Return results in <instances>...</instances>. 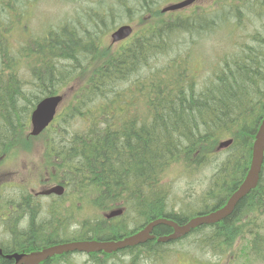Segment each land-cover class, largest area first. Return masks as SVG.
<instances>
[{
    "label": "trees",
    "instance_id": "1",
    "mask_svg": "<svg viewBox=\"0 0 264 264\" xmlns=\"http://www.w3.org/2000/svg\"><path fill=\"white\" fill-rule=\"evenodd\" d=\"M13 1L16 8L9 11ZM42 1L0 0V164L19 150H32L33 142L46 136L44 169L50 182L65 188V193L47 206L27 191L17 199L15 195L0 201V264H13L9 255L76 241L83 234L82 238L100 241L120 239L106 235V226V232L112 233L124 226L120 237L128 234L126 224L99 218L81 225L84 214L74 202L82 208L101 209L122 204L126 217L132 215L129 221L139 218L150 223L172 217L167 216L170 168L179 166L184 174L207 169L224 153L218 149L219 142L233 139L225 152L234 159L239 155L240 160L224 162L228 170L215 166L218 177L213 174L200 196L214 202L203 214L225 205L246 176L252 143L264 118V42L241 51L233 61L228 58L198 88V74L191 69L189 56L177 54L155 74L145 76V71L180 52L179 39L184 43L187 36L222 31L231 14H198L167 22L150 10L155 0H117L120 15H112V9L106 12L103 0H96L82 20L65 18L45 34L30 37L15 17L21 7ZM128 13L132 16L127 22L138 25L135 35L117 48L104 45L102 36L127 23ZM23 18L27 22L29 15ZM13 33L24 40L14 43ZM73 87V99L54 123L39 137H30L36 106ZM237 148L240 151L233 153ZM225 174L229 176L220 183V175ZM258 213H264V169L257 189L238 202L222 227L193 232L196 242L214 250L228 247L246 229L237 225V219ZM173 214L180 225L189 219ZM79 227H85V232H79ZM214 228L218 233L209 237ZM260 231L254 228L257 238ZM170 232L159 225L154 234ZM166 245L148 241L127 251L147 254ZM91 256L102 264L97 255ZM68 257L43 264L70 263Z\"/></svg>",
    "mask_w": 264,
    "mask_h": 264
},
{
    "label": "rangeland",
    "instance_id": "2",
    "mask_svg": "<svg viewBox=\"0 0 264 264\" xmlns=\"http://www.w3.org/2000/svg\"><path fill=\"white\" fill-rule=\"evenodd\" d=\"M119 1L125 2V0ZM93 2H96V0H80L77 4H67L62 0H44L36 5L29 4L27 7H21V10L17 11V13L20 14H17L15 18L16 20L22 21V25H24L30 37H37L45 34L49 27L55 26L62 19H71L74 17L78 20H82L84 15L92 11V8L95 6ZM166 3L167 2L158 1L156 8L161 10L167 6L165 5ZM213 3H220L222 6L214 8ZM11 5L12 6L9 8V11H11V9H15V5L17 4L13 1ZM101 5L103 9H107L106 12H111L110 10L112 9L114 11L112 12V15L121 14L118 12L121 5L117 3V0H111V2L110 0H103ZM200 7H206L209 12V9L212 7V11L220 13L224 12V14L229 15L231 14L228 18V24L224 25L226 28L222 31H218L217 33L213 32L211 34H201L199 36H193V38H191V36H187L184 43L181 40L182 38L179 39L180 52H177L168 60L165 59L164 62L159 64L157 67H153L151 69L152 74H155L160 68L165 67L163 65L170 62L177 54H180L183 58L189 56L191 57V69L198 74V88H202L208 82V77L214 75L217 68L222 66L228 58V60L233 61L234 57L241 51L248 48H257L258 45H263L264 0H198L195 6L184 10L183 13L176 14V17L178 15H193L200 10ZM23 15L26 17L29 15V20L27 22L24 20ZM131 16L132 13H128V17L125 21L127 22ZM170 18L171 16L169 15L165 17L164 20H168ZM11 19L15 21L14 18ZM27 37L28 36L26 35V38ZM102 38L104 45L109 46L111 42L110 33L103 35ZM12 39L14 43L16 41L22 42L24 40V38L19 37L16 33H13ZM205 64L209 65L207 69L204 66ZM82 84L83 82L80 85ZM74 91V87L66 90L65 97L67 100L64 108L67 106V102L73 99ZM230 119H233V117ZM75 127L76 126H74V128ZM77 130L78 128L74 131ZM46 151L45 136L44 138L41 137L34 142L32 150L27 152H20L19 150L16 155L2 163L0 167V173L2 174V177L0 175V201L3 198L13 197L16 190L23 187H26L27 190H35L36 192L44 190L43 187H40V180L45 177L43 167ZM238 151H240L239 148L234 149L233 153ZM229 155L230 153L224 152L219 155L218 160L213 161L211 164L213 167L209 166L207 169L200 168L195 171H187L186 174L182 173L179 166L170 168V171L166 175V179L173 189L168 204L177 211H180L182 214L181 216L183 217L184 215H193L209 206V204L214 203L202 200L200 196L203 191L209 187L208 180L213 176V174L215 177H218L220 169L226 166V164H223L224 162L227 160H240L239 155H236L235 159L233 158V154L230 157ZM203 165L204 164L200 167ZM217 165L219 166V171L218 173H214V169L216 168L215 166ZM231 167L235 168L236 165H231ZM224 170H228L227 166ZM228 176L229 175L226 174L222 176L220 175L219 182H225V177ZM92 214H95V210ZM130 218H132V215H128V220ZM258 219L260 223L257 224H260L261 226L259 228H263L259 233L261 235V239L258 240L262 244L264 242V215H261ZM127 221L125 222L126 224ZM129 222L131 223V226L135 227H139L145 223L144 220H140L139 218ZM77 230L79 232H84V228L82 230L78 228ZM196 237V234H194L185 242L178 243L173 247H164L160 252L167 253L171 249L184 247L193 252L202 253L204 252L203 248L205 247L202 245L201 246L203 248L199 246V240L196 242ZM251 238L254 239V236H251ZM251 245L252 243L248 245L247 241H243L239 243L238 246L237 243L234 244L231 249L227 251L231 254H237V252L250 253L252 249ZM247 255L251 256L252 254ZM115 258H118V260L114 263L107 259L102 261V264H124V256H118ZM246 261L250 264H264V260H253L252 257H248ZM214 263H216V261H214ZM72 264L93 263L88 256L83 255L73 256Z\"/></svg>",
    "mask_w": 264,
    "mask_h": 264
},
{
    "label": "water",
    "instance_id": "3",
    "mask_svg": "<svg viewBox=\"0 0 264 264\" xmlns=\"http://www.w3.org/2000/svg\"><path fill=\"white\" fill-rule=\"evenodd\" d=\"M194 0H189L173 6L169 8V10H179L186 6L191 5ZM132 34V28L129 26H124L119 28L112 34V41L113 43H117L127 39ZM63 102V97L58 96H51L44 100H42L37 107L35 108L34 112L31 115V125L32 130L30 135L31 136H38L40 135L55 119L57 111L60 105ZM232 142H226L221 145L222 148L228 147ZM264 160V121L257 132L256 135V142L253 146V155H252V162L251 167L246 177L245 182L242 184L240 189L233 194V196L228 201L227 205L220 211L210 214L208 216L197 218L190 221L187 225L183 227H179L176 224L167 221V220H156L152 224H150L144 231L141 233L134 235L132 237L127 238L124 241L118 243H104V244H97V243H73V244H66L63 246L52 247L40 252H35L29 255L26 254H15L12 256H8L7 258L10 260H14V264H40L41 262L47 260L53 255H60L63 253L75 252V251H84V252H100L105 251L106 253H112L114 251H118L120 249H125L126 247L136 246L141 243H146L149 239H153L154 236H151V231L159 226V225H168L174 228L175 233L169 237L160 238L159 242H168L173 239L180 238L187 233H189L192 229L200 227L202 225H209L217 223L221 220L226 219L231 213L233 212L234 208L237 206L238 202L247 196L252 189H254L258 183L260 173L262 170ZM61 194L62 191L59 189H52L46 194ZM112 216H115L113 214Z\"/></svg>",
    "mask_w": 264,
    "mask_h": 264
},
{
    "label": "flooded vegetation",
    "instance_id": "4",
    "mask_svg": "<svg viewBox=\"0 0 264 264\" xmlns=\"http://www.w3.org/2000/svg\"><path fill=\"white\" fill-rule=\"evenodd\" d=\"M170 210V209H169ZM183 217H188L187 215H184ZM152 222H154V221H152ZM152 222H150V223H148V222H145V223H143L142 225H140L139 227H142V226H149ZM203 227H212V226H203ZM108 226H106V228H105V231H104V233L108 230ZM155 233V230L153 231V234ZM167 234V233H166ZM195 234V233H194ZM194 234H192V236L194 235ZM190 238V237H189ZM189 238H187L186 240H188ZM185 240V241H186ZM185 241H183V242H185ZM178 243H181V242H178V241H173V242H170V243H168V245H166V246H164V247H173V246H175L176 244H178ZM164 247H161L160 248V251H161V249H163ZM151 251V250H150ZM160 251H158V247H157V251H155V252H148L147 254H145L144 255V257H143V259H147V258H158V257H161V255H163V254H166V253H161ZM190 254H188V253H185V254H183V255H179L180 257L178 258L177 257V260H176V262H175V264H184V263H181V261H185L186 260V256H189ZM188 264H189V262H188Z\"/></svg>",
    "mask_w": 264,
    "mask_h": 264
},
{
    "label": "bare ground",
    "instance_id": "5",
    "mask_svg": "<svg viewBox=\"0 0 264 264\" xmlns=\"http://www.w3.org/2000/svg\"><path fill=\"white\" fill-rule=\"evenodd\" d=\"M99 207H97L96 209H95V214H92V213H90V214H84V215H82L81 216V225L83 224V222L85 221V220H87V219H89V220H94V219H96V218H99L101 221H104L102 218H101V216H100V214H99ZM155 222V221H154ZM153 223V222H152ZM151 223V224H152ZM204 226H206V225H204ZM95 227H92L91 229H94ZM79 229H83V228H81V227H79ZM85 230H86V228L84 227V232H85ZM90 230V229H89ZM83 232V231H82Z\"/></svg>",
    "mask_w": 264,
    "mask_h": 264
}]
</instances>
